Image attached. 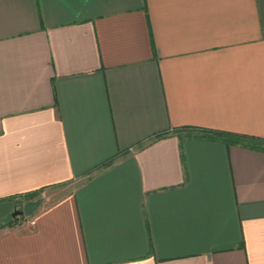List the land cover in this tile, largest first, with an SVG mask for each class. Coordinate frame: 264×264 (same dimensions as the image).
I'll return each mask as SVG.
<instances>
[{
	"label": "crops",
	"instance_id": "obj_1",
	"mask_svg": "<svg viewBox=\"0 0 264 264\" xmlns=\"http://www.w3.org/2000/svg\"><path fill=\"white\" fill-rule=\"evenodd\" d=\"M184 126L264 138V0H0V264H264V151Z\"/></svg>",
	"mask_w": 264,
	"mask_h": 264
},
{
	"label": "trees",
	"instance_id": "obj_2",
	"mask_svg": "<svg viewBox=\"0 0 264 264\" xmlns=\"http://www.w3.org/2000/svg\"><path fill=\"white\" fill-rule=\"evenodd\" d=\"M171 132L177 134L180 140L182 141L184 138L206 139L211 141H222L227 144H234L253 150L264 151V138L225 132V131L204 129L195 126H184L180 128H174L170 132H166L164 134H158L155 137H162ZM107 164H109V162L106 163V165ZM39 192L40 191L31 192L24 196H34L37 195ZM15 219H17V217H15ZM12 224H13V220L10 221L7 225L11 226Z\"/></svg>",
	"mask_w": 264,
	"mask_h": 264
},
{
	"label": "rangeland",
	"instance_id": "obj_3",
	"mask_svg": "<svg viewBox=\"0 0 264 264\" xmlns=\"http://www.w3.org/2000/svg\"><path fill=\"white\" fill-rule=\"evenodd\" d=\"M40 198L42 199V195H39L30 200L28 204L21 207L20 212L25 211L29 214L33 213L40 205Z\"/></svg>",
	"mask_w": 264,
	"mask_h": 264
},
{
	"label": "water",
	"instance_id": "obj_4",
	"mask_svg": "<svg viewBox=\"0 0 264 264\" xmlns=\"http://www.w3.org/2000/svg\"><path fill=\"white\" fill-rule=\"evenodd\" d=\"M23 214V212H19V211H17V212H15L14 214H13V217L15 218V217H17V216H19V215H22Z\"/></svg>",
	"mask_w": 264,
	"mask_h": 264
}]
</instances>
